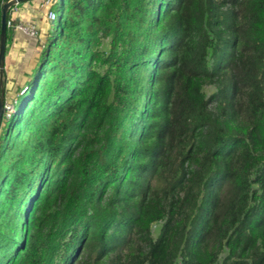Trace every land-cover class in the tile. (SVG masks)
<instances>
[{
  "label": "trees",
  "instance_id": "trees-1",
  "mask_svg": "<svg viewBox=\"0 0 264 264\" xmlns=\"http://www.w3.org/2000/svg\"><path fill=\"white\" fill-rule=\"evenodd\" d=\"M25 71L0 264H264V0H60Z\"/></svg>",
  "mask_w": 264,
  "mask_h": 264
},
{
  "label": "rangeland",
  "instance_id": "rangeland-1",
  "mask_svg": "<svg viewBox=\"0 0 264 264\" xmlns=\"http://www.w3.org/2000/svg\"><path fill=\"white\" fill-rule=\"evenodd\" d=\"M48 0H30L28 2H24L19 6V9L23 10L24 17L34 20L39 27V36L36 39H28L23 37L22 34L18 33L17 38L19 40V45L22 46L23 50L20 51L16 47H12L17 50H12L6 46V55H8V59L5 55L4 61V70L7 68L3 75V88H4V100L12 104L15 109L18 108L22 103V98L18 96V92L21 90L20 87L22 83H25V73L28 71H24V69H30L39 53L41 52L45 40L47 37V32L49 30V23H51L49 18L50 6L47 2ZM51 3V0H50ZM25 5V6H24ZM24 6V7H23ZM60 6V0H54V3L51 6V11L54 14H57ZM25 8V9H23ZM52 26V24H50ZM209 64L211 61L209 59ZM19 67H22V71H18ZM215 92V88L212 85H208L204 87V93L207 97L212 95ZM9 120H3L1 122L0 134L3 135L7 126L9 124ZM162 223H155L151 226V234L153 239H155L159 233ZM224 253L221 255L223 257Z\"/></svg>",
  "mask_w": 264,
  "mask_h": 264
},
{
  "label": "built area",
  "instance_id": "built-area-1",
  "mask_svg": "<svg viewBox=\"0 0 264 264\" xmlns=\"http://www.w3.org/2000/svg\"><path fill=\"white\" fill-rule=\"evenodd\" d=\"M9 1H11V0H9ZM47 2L51 8L53 0H51V3H50V0H48ZM21 4H16V5L10 7L9 9H7V11H6V29L8 31H12L13 34L20 33L28 39H36L39 36L38 24L32 19L22 20L21 18H19V19L17 18L19 13H20L19 6ZM23 9H25V8H23ZM49 18H50L51 23H53L55 20V14L51 11V9L49 12ZM3 108H4V113H3L2 121L8 120L15 112V107L12 104H10L9 102H7L6 100L3 101Z\"/></svg>",
  "mask_w": 264,
  "mask_h": 264
},
{
  "label": "water",
  "instance_id": "water-1",
  "mask_svg": "<svg viewBox=\"0 0 264 264\" xmlns=\"http://www.w3.org/2000/svg\"><path fill=\"white\" fill-rule=\"evenodd\" d=\"M30 0H11L6 2L2 6V14H1V30H0V127L2 122V117L4 113L3 108V95H4V88H3V75H4V61H5V52H6V45H7V29H6V11L10 7L21 4L24 2H28Z\"/></svg>",
  "mask_w": 264,
  "mask_h": 264
},
{
  "label": "crops",
  "instance_id": "crops-1",
  "mask_svg": "<svg viewBox=\"0 0 264 264\" xmlns=\"http://www.w3.org/2000/svg\"><path fill=\"white\" fill-rule=\"evenodd\" d=\"M17 18H18V19L21 18L22 20H27V19H29V18H27V17H24V12H23L22 9L20 10V13H19V15H18ZM8 34H9V39H8V41H7V45H6V46H8L9 49H10V47H11V48H12V47H16L17 49H19L20 51H22L23 48H22L21 45H19V40H20V38H19V39L17 38V34H18V33L13 34L12 31H8ZM23 37H24V36H23ZM17 49L12 48V50H17ZM8 55H9V53H7V55H6L7 59H8ZM5 71H6V73H7V68H6V67H5ZM18 71H22V67H21V68L19 67ZM24 71H25V69H24Z\"/></svg>",
  "mask_w": 264,
  "mask_h": 264
}]
</instances>
